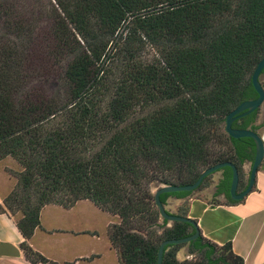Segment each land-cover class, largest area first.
Returning <instances> with one entry per match:
<instances>
[{
	"label": "trees",
	"instance_id": "16d2710c",
	"mask_svg": "<svg viewBox=\"0 0 264 264\" xmlns=\"http://www.w3.org/2000/svg\"><path fill=\"white\" fill-rule=\"evenodd\" d=\"M54 1L57 21L51 42H45L36 27L23 23L24 15L11 12L8 0H0V162L11 158L21 168L0 214L15 217L30 264H58L28 243L40 227L41 210L89 200L119 220L107 235L120 264H157L162 242L191 236L195 229L161 218L152 185L192 184L222 162L234 163L240 175L241 165L254 160L253 140L231 138L225 120L257 97L251 75L264 56V0ZM142 39L162 47L160 61L131 63L108 84L111 47L133 61L132 44ZM40 43L48 54V60L38 57L41 65H52V58L58 67L65 64L66 103L18 101L31 87L25 66L34 62V44ZM260 108L233 127L258 134L264 126V118L257 123ZM220 171L218 193L228 195L232 171ZM191 193L162 194L160 200L165 207L169 197ZM184 245L198 262H179ZM162 264L244 261L231 243L219 246L201 234L167 246Z\"/></svg>",
	"mask_w": 264,
	"mask_h": 264
},
{
	"label": "crops",
	"instance_id": "0c3cea01",
	"mask_svg": "<svg viewBox=\"0 0 264 264\" xmlns=\"http://www.w3.org/2000/svg\"><path fill=\"white\" fill-rule=\"evenodd\" d=\"M263 77L264 74L262 79ZM263 118L264 104L260 108L257 123H260ZM258 135L264 144V126L258 130ZM245 163L244 166L247 168V163ZM14 186L12 177L0 166V204ZM185 201L187 203L185 216L194 219L198 223L203 237L219 246L231 243L233 252L243 259L244 264H264V160L256 175L252 191L243 200L228 201L224 193H218V190L212 187V189L198 191L190 195ZM49 206L46 205L41 210L40 227L34 231L28 243L34 251L45 256L48 260L58 264H66L59 261L60 255L58 253H49L43 247L44 244L49 243V236H54V234L56 236L58 232L60 234L62 232L60 229H52L55 233H51L41 224V214ZM51 206L62 209L68 214L79 213L80 209H85V211L90 212L92 217L95 215L99 220L104 221L100 227L81 228L71 226L68 228L67 232L71 236L88 234L92 241L97 243L96 246L88 245L86 249H82V253L79 252L81 250H77L76 252H79V254L73 255L74 262L72 264H120L118 254L111 247L107 235L108 226L119 222L116 216L99 209L88 200L79 201L73 207L67 209L62 208V206ZM80 206L84 207L80 208ZM89 207H92V211L89 210ZM15 221V217L9 212L0 214V243L12 244L20 251L19 257H0V264H30L20 248L24 238L17 229ZM65 231L63 230V232ZM37 241L40 242V245H37Z\"/></svg>",
	"mask_w": 264,
	"mask_h": 264
},
{
	"label": "rangeland",
	"instance_id": "374dc122",
	"mask_svg": "<svg viewBox=\"0 0 264 264\" xmlns=\"http://www.w3.org/2000/svg\"><path fill=\"white\" fill-rule=\"evenodd\" d=\"M10 5L13 7L14 11H11L12 13H15V15H24V18H26V22L23 21V23L27 26H34L36 27L37 31L35 32V35L38 33V38L40 41L47 42V37L50 38V42L52 39L51 34H53V28L55 27V23L57 21V17L53 13V7L56 6V3L54 0H8ZM124 32V28L120 30L121 34ZM124 34V33H123ZM41 44V45H40ZM35 47L32 52L34 55V62L29 64L28 66H25L26 72L24 73V77L27 78L28 84L31 87H26L23 91H21V94H18V101L19 102H26L27 98H32L34 101H37L38 99H44V101H54L58 105L61 103L67 102V94H68V82L64 79L61 72L63 71V65H59V67L54 63L53 58L50 61H53L52 65H46L44 61L41 65V60L38 58L39 56H44L46 60H48V54L46 52L45 44L40 43ZM133 45L135 57L133 61H129L126 53L124 54L123 51L118 52L113 50L114 47L112 46L110 49V57L112 58L109 60L105 66H106V72L108 73V79L107 82H115L116 79L123 76V73L125 72L126 67L136 62L144 63V64H153L160 61V56H162V47L156 43H153L150 40H145L142 42H135ZM32 46V45H31ZM120 49L124 47V45L119 46ZM33 48V46L31 47ZM120 51V50H119ZM123 52V53H122ZM37 58V59H36ZM40 63V65H38ZM47 68V69H46ZM51 68V69H50ZM50 69V70H49ZM33 70H35L33 72ZM54 71L53 75H50L51 71ZM262 79V76L260 80ZM26 80V81H27ZM264 77L261 80V82L264 84ZM20 91V90H19ZM18 91V92H19ZM109 98H107V101ZM104 104V103H103ZM97 147V146H96ZM247 163V168H245L244 164L241 165L240 171V184H239V190H242L244 186L246 185V182L249 177L250 167L251 164L249 162ZM245 163V164H246ZM1 168L12 177V180L14 184H16V175L21 170L18 165V163L11 158H6L0 162ZM249 166V167H248ZM223 178V171H218L211 176L207 178V180L203 183V186L201 189L193 191L191 195L197 193L198 191H205L215 188L217 189V184L220 180ZM159 188L158 184H154L151 187V191L155 193L156 189ZM13 189V188H12ZM11 191V190H10ZM61 193L59 196L62 197ZM8 195V194H7ZM211 197V195H209ZM189 197V196H188ZM187 198V197H186ZM186 198H177L174 196H171L167 199L166 202V211H169L170 214L175 215H184L183 213L187 210V203L185 201ZM63 201H67V195L63 196ZM89 201V200H88ZM216 201V200H213ZM51 205L56 204H50V206L44 210V212L41 214V224L45 227V229L51 233L53 232L52 229H60L62 230L61 234L58 232V234H54V236H49L48 241L49 243L44 244V249H46L49 253H58L60 255L59 261H62L66 264H72L74 262L73 255H78L79 252L82 253V249H86L88 245H97V243H94L92 241V238L88 234H82V235H76V237H73L70 235L68 231V228L71 226H78L81 228H88V227H95V226H102L104 221L99 220L94 214L92 217L90 215L89 211H85L80 209L79 213H67L66 211L62 209H56L55 207ZM60 206V205H56ZM89 206V205H88ZM84 207V206H83ZM80 206V208H83ZM87 207V206H85ZM64 208V207H62ZM67 209V208H64ZM89 210L92 211V207H89ZM93 213V212H92ZM80 214V215H79ZM110 214V213H109ZM93 223V224H92ZM114 224V223H113ZM137 223H134V226H137ZM171 223H169V226ZM102 229V227H101ZM63 230H66L63 232ZM160 231H158L159 233ZM88 233V232H86ZM161 233V232H160ZM51 237V238H50ZM37 245L40 242H36ZM55 243L57 244L55 246ZM40 245V244H39ZM77 250H81L79 252H76ZM90 251V250H86ZM45 257V256H44ZM46 258V257H45ZM177 258L179 259V262L182 261H190V262H198V257H196L194 254L189 253V249L187 245H184L182 248L178 250Z\"/></svg>",
	"mask_w": 264,
	"mask_h": 264
},
{
	"label": "water",
	"instance_id": "95a60500",
	"mask_svg": "<svg viewBox=\"0 0 264 264\" xmlns=\"http://www.w3.org/2000/svg\"><path fill=\"white\" fill-rule=\"evenodd\" d=\"M264 70V56L257 63L252 75L251 83L257 94L255 99L246 100L239 104L234 110H232L225 120V132L231 138L240 139V138H250L255 144V155L254 160L251 163L250 173L248 178V184L244 191L238 192L240 176L239 171L236 165L232 162H222L205 169L199 176V178L192 184L188 185H164L156 189L154 194L155 205L159 210L160 216L162 219L167 220L168 222H181L188 223L192 225L195 229L193 235L181 238V239H168L162 242L158 249L157 264H162L164 250L169 245H178V244H187L201 235V230L198 226V223L189 217L170 214L166 211L164 205L160 200L162 194L167 193H177V192H193L195 191L203 182V180L222 170L223 168H230L232 171L231 183L229 187V195L233 201L243 200L251 191L254 186L256 175L259 171V168L264 160V144L261 137L251 129H238L233 127V123L243 118L257 109H259L264 104V87L261 85L260 78ZM20 251L17 247L8 243H0V257H19Z\"/></svg>",
	"mask_w": 264,
	"mask_h": 264
},
{
	"label": "flooded vegetation",
	"instance_id": "af4514ba",
	"mask_svg": "<svg viewBox=\"0 0 264 264\" xmlns=\"http://www.w3.org/2000/svg\"><path fill=\"white\" fill-rule=\"evenodd\" d=\"M250 173V172H249ZM249 178V177H248ZM221 181V180H220ZM220 181H219V183L217 184V185H219L220 184ZM240 184V183H239ZM247 184H248V180H247V183H246V186L242 189V190H239L238 189V192H242V191H244L245 189H246V187H247ZM217 190H218V186H217ZM222 194V193H221ZM224 195H225V197H226V199L228 200V201H233L231 198H230V195L228 194H226V193H224ZM233 202H235V201H233ZM166 209V208H165Z\"/></svg>",
	"mask_w": 264,
	"mask_h": 264
}]
</instances>
